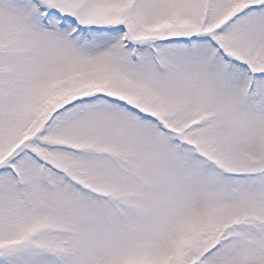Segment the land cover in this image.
Wrapping results in <instances>:
<instances>
[{"label": "snow or ice", "instance_id": "obj_1", "mask_svg": "<svg viewBox=\"0 0 264 264\" xmlns=\"http://www.w3.org/2000/svg\"><path fill=\"white\" fill-rule=\"evenodd\" d=\"M0 264H264V0H0Z\"/></svg>", "mask_w": 264, "mask_h": 264}]
</instances>
